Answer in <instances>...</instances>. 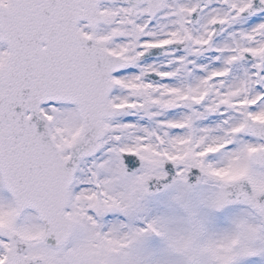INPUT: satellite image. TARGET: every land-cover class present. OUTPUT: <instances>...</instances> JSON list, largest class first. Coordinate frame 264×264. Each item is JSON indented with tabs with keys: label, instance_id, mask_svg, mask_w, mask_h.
<instances>
[{
	"label": "snow or ice",
	"instance_id": "1",
	"mask_svg": "<svg viewBox=\"0 0 264 264\" xmlns=\"http://www.w3.org/2000/svg\"><path fill=\"white\" fill-rule=\"evenodd\" d=\"M0 264H264V0H0Z\"/></svg>",
	"mask_w": 264,
	"mask_h": 264
}]
</instances>
